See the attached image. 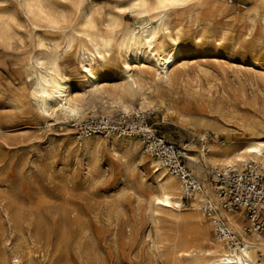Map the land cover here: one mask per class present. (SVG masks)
Listing matches in <instances>:
<instances>
[{
  "label": "rangeland",
  "instance_id": "374dc122",
  "mask_svg": "<svg viewBox=\"0 0 264 264\" xmlns=\"http://www.w3.org/2000/svg\"><path fill=\"white\" fill-rule=\"evenodd\" d=\"M94 1L111 17L136 25L137 12L123 8L117 14L122 0ZM201 1L208 5L213 0ZM223 1L227 9L216 21L227 22L235 10L255 5L251 0ZM2 12H12L14 19L9 42L0 45V264H173L176 256L168 251L173 237L189 232L193 223L166 217L156 223L150 215L151 176L144 156L150 157L140 152L142 145L127 149L106 134L85 136L86 142L78 138L80 122L99 116L77 123L58 118L47 125L34 107L25 77L34 31L16 0H0ZM185 17L182 13L181 22L189 33ZM245 26L237 28L241 38ZM259 27L256 18L245 38L264 43ZM72 55H65L61 65L77 87L81 79ZM199 55H191L196 61L189 66L175 69L179 82L164 86V112L149 110L147 123L178 146L203 144L189 133L199 121L219 128V143L235 144L254 129L262 130L264 75L242 66L243 55L234 60ZM206 132L211 139V129ZM259 137L263 139L264 131ZM184 163L188 167L187 159Z\"/></svg>",
  "mask_w": 264,
  "mask_h": 264
},
{
  "label": "bare ground",
  "instance_id": "6f19581e",
  "mask_svg": "<svg viewBox=\"0 0 264 264\" xmlns=\"http://www.w3.org/2000/svg\"><path fill=\"white\" fill-rule=\"evenodd\" d=\"M251 1L254 6L235 10L224 23L215 20L217 14L227 9L223 0H213L208 5L201 0H122L116 7L118 15L123 8L137 12L136 25H128L111 17L94 0H16L34 31L25 77L31 85L29 96L38 115L49 125L58 118L77 123L86 116L111 118L135 111L164 112V86L177 83L179 75L175 69L195 62L191 55L210 53L212 58L222 55L232 60L243 55L239 57L242 66L264 75V43L245 38L256 18L264 37V0ZM182 13H186L190 23L189 33L181 22ZM13 19L12 12L0 13V45L9 42ZM242 23L246 28L241 38L238 29ZM70 53L75 55L80 74L77 87L61 65L63 57ZM201 63L197 65L202 67L204 62ZM9 99V103H15L14 98ZM163 119H167L165 114ZM204 122L199 121L194 130H189L191 139L203 144L196 147L191 141L181 146L187 165L200 184L187 204L179 179L159 159L144 156L151 176L150 215L156 223L161 217L174 223H193L189 232L179 229L181 232L173 237L168 250L171 248L176 256L173 264H181V260L187 264H264V235L252 229L247 232L240 212L221 207L207 173L209 169L219 171L225 167L239 170L249 163L264 173V137H259L264 128L254 129L238 143L227 144L218 142L219 128ZM208 128L213 132L211 139ZM77 137L89 141V137ZM105 137L126 148L141 145L137 136ZM141 148L140 152L147 155ZM204 207L210 208L208 214ZM219 221L224 224L221 233Z\"/></svg>",
  "mask_w": 264,
  "mask_h": 264
},
{
  "label": "built area",
  "instance_id": "2783aa9c",
  "mask_svg": "<svg viewBox=\"0 0 264 264\" xmlns=\"http://www.w3.org/2000/svg\"><path fill=\"white\" fill-rule=\"evenodd\" d=\"M151 112L135 111L121 113L111 118H85L80 122L79 134H117L119 136H137L144 151L152 158L159 159L166 170L176 176L183 187V198H190L200 189L197 178L185 165L187 159L183 147L175 145L160 135L147 123ZM219 198L221 207L226 211H238L245 219V230L251 229L264 234V173L249 163L242 169L225 167L219 171L208 170ZM210 212L209 207H204ZM219 233L224 224L217 223Z\"/></svg>",
  "mask_w": 264,
  "mask_h": 264
}]
</instances>
